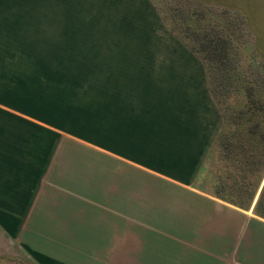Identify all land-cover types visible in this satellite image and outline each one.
I'll use <instances>...</instances> for the list:
<instances>
[{
	"label": "crops",
	"instance_id": "obj_1",
	"mask_svg": "<svg viewBox=\"0 0 264 264\" xmlns=\"http://www.w3.org/2000/svg\"><path fill=\"white\" fill-rule=\"evenodd\" d=\"M182 1L185 7H171L169 16L162 10V0H106L115 4L118 14L109 20L106 35H98L102 42L72 48L145 53L123 61L122 81L136 85L132 90L138 98L136 102L132 94L130 109L123 107L122 121H113L108 127L107 202L99 200V185L93 176L89 182L80 179L77 157L66 155V148L61 147L69 141L81 148L82 142L60 136L62 140L50 145L46 142V123H38V132L43 135L36 138V125L26 121L20 110L8 112L12 119L0 125V224L11 228L14 236L24 229L22 243L26 241L44 259L46 237L38 228L51 232L59 227L73 228L81 236L83 228L105 225L107 233L114 227H133L148 229L152 235L136 231L118 237L107 234L105 241H97L107 243L104 251L92 253L89 262L83 263L80 256L76 264H264V246L258 245L264 244V220L251 209H240L200 187L224 119L211 91L208 65L182 38L184 33L172 27L184 25L174 16L175 9L189 18H194L195 12L209 18L212 0ZM225 4L218 2L221 17L229 16ZM88 27L77 24L68 28L73 32H67L82 36L90 31ZM20 120L26 125L22 133ZM147 180L205 204L172 205L171 209L168 203L157 204L155 200V211L160 210L157 206L170 209L172 214L166 218L132 215L130 206L125 208V200L122 207L115 206L113 198L120 187L125 197H163L155 186L148 191L144 183L134 187L135 182ZM87 184L90 188L83 187ZM146 204L143 212L147 213L150 202ZM180 210L188 213L181 214ZM115 244H122V251L116 252Z\"/></svg>",
	"mask_w": 264,
	"mask_h": 264
},
{
	"label": "rangeland",
	"instance_id": "obj_2",
	"mask_svg": "<svg viewBox=\"0 0 264 264\" xmlns=\"http://www.w3.org/2000/svg\"><path fill=\"white\" fill-rule=\"evenodd\" d=\"M221 1L228 6L225 9L229 16H220V0H212L210 16L218 23H223L218 19L232 20L235 25L233 28L243 33L242 40L246 49L240 51L241 65L244 67L247 64L250 50H253L252 54L256 59L264 60V0ZM182 2L162 0L161 7L171 16L170 8L185 7L181 5L184 4ZM195 6L197 7L196 4ZM176 9L174 11H179ZM117 14L115 4H109L106 0H0V125L12 119L10 115L13 114L8 112L20 110L23 113H18L22 114L26 121L36 125V138L43 135L38 132V123H46V142L50 145L54 146L56 140H62L58 138L60 136L82 142L81 148L70 144L69 141L61 142V147L66 148V155L77 157L75 166L80 179L89 182L93 176L95 184L99 185L98 198L102 202H107L110 195L107 189L108 167L105 155L108 127L110 124L113 126V121H122L123 107L130 109L132 94L136 102L138 98V93L132 90L136 85L122 81L123 61L141 58L145 53L76 51L72 48H85L102 42V37L98 35H106L109 20ZM187 19L184 25L173 24V29L181 33L186 24L196 29L194 18ZM77 24L88 25L90 31L82 36H69L67 31L74 30L68 28L73 29ZM105 39L106 37L104 42ZM232 74L235 75L234 72ZM227 83L228 81L224 80V95L221 98L216 95V90L213 91L218 105L224 110L227 107L237 108L241 101L239 90L234 88L235 85L228 86ZM211 88L214 89V85L211 84ZM22 126L26 125L21 121L18 124L19 131L23 130ZM150 182L138 181L134 183V187H142L144 183L148 191L150 187L155 186L163 192V197H139L131 194L125 197L122 196L123 189L120 187L113 198L115 206L122 207L125 200V208L130 206L132 215L151 214L166 218L172 214L170 209L157 206L160 210L155 211V200L157 204L168 203L171 209L172 205L195 207L205 204L175 192L170 186ZM83 187L90 188V184ZM125 198H129V202ZM146 202H150L147 213L143 212ZM180 213L188 212L180 210ZM190 214H195L200 219L197 212ZM117 221L116 218V226L119 223ZM38 229L45 233L46 259L40 253L34 252L26 241L22 243L24 229H19V233L14 236L11 228L0 224V264H76L80 256L84 263L91 261L89 258L92 253L105 250L107 243L98 242L105 241L107 234H113L115 237L136 232L152 235L148 229L133 227H114L112 230L108 229L107 233L105 225L95 229L83 228L81 236L76 235L73 228L59 227L51 229L52 232L46 228ZM259 234L263 237L261 230ZM258 245L264 246L263 243ZM115 249L116 252L122 251V244H115Z\"/></svg>",
	"mask_w": 264,
	"mask_h": 264
},
{
	"label": "trees",
	"instance_id": "obj_3",
	"mask_svg": "<svg viewBox=\"0 0 264 264\" xmlns=\"http://www.w3.org/2000/svg\"><path fill=\"white\" fill-rule=\"evenodd\" d=\"M174 16L184 23L189 18L181 11ZM193 16L197 28L191 29L189 24L182 38L208 65L210 84L214 85L212 94L216 90L219 98L224 95V80L241 93L237 108H220L223 126L206 162L200 187L249 211L264 181V60L256 59L250 50L247 64L241 65L240 51L246 49V44L241 30L233 28L232 20L218 19L223 21L218 23L200 12ZM254 214L264 220V186Z\"/></svg>",
	"mask_w": 264,
	"mask_h": 264
},
{
	"label": "water",
	"instance_id": "obj_4",
	"mask_svg": "<svg viewBox=\"0 0 264 264\" xmlns=\"http://www.w3.org/2000/svg\"><path fill=\"white\" fill-rule=\"evenodd\" d=\"M263 184H264V182H263ZM262 188H263V186L261 187V190H262ZM261 190H260L259 193L257 194V197H256V199H255V201H254V203H253V205H252L251 210H252L253 213H254L255 206H256V204H257V202H258V199H259V196H260Z\"/></svg>",
	"mask_w": 264,
	"mask_h": 264
}]
</instances>
